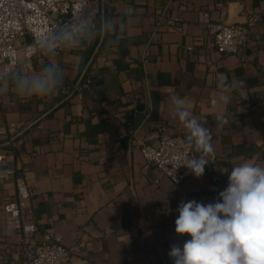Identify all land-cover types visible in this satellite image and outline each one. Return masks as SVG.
<instances>
[{"label":"crops","instance_id":"1","mask_svg":"<svg viewBox=\"0 0 264 264\" xmlns=\"http://www.w3.org/2000/svg\"><path fill=\"white\" fill-rule=\"evenodd\" d=\"M106 1L104 17L116 20L117 44L106 46L100 36L63 48L52 59L64 67L65 79L51 96H19L9 82L0 95V130L30 125L15 151L0 134V171L11 172L0 178V264H7L3 256L24 262L34 251L21 233L5 229L4 204L17 200L20 176L32 194L30 219L39 226L33 241L48 230L62 234L71 251L67 264H173L171 246L190 239L175 233L180 202H214L228 184L221 169L249 158L264 161V0ZM127 7L135 9L132 17L124 15ZM222 8L226 22L248 27V46L238 54L218 53L202 23L204 13L220 20ZM178 14L183 22L176 28L159 25ZM48 59H34L29 72ZM218 73L234 85L226 107L209 103ZM86 78L93 79L89 89L69 94ZM172 92L186 96L212 129L216 151L206 174L183 184L160 176L140 151L157 141L161 124L185 136L167 113ZM217 107L228 115L223 127L216 124Z\"/></svg>","mask_w":264,"mask_h":264},{"label":"clouds","instance_id":"2","mask_svg":"<svg viewBox=\"0 0 264 264\" xmlns=\"http://www.w3.org/2000/svg\"><path fill=\"white\" fill-rule=\"evenodd\" d=\"M78 5L80 10L71 20L47 33H38L34 42L27 45V52L49 58L39 71L29 72L19 67L0 70V95L7 92L5 82H9L19 96H51L65 79L64 67L52 59L59 49L83 45L100 36L105 38L106 46L118 43L114 18L104 17L97 24L86 11L87 0H78ZM134 12L135 9L127 7L124 15L132 17ZM216 80L217 94L209 103L226 107L231 103L234 85L223 73H218ZM167 113L185 130L183 147L192 149L186 152L182 147L174 153L176 168L185 167L201 178L206 165L216 160L212 129L197 118L188 98L178 92L167 96ZM214 117L217 127L228 124V115L220 107L216 108ZM221 172L228 175V184L214 202L191 200L178 205L175 233L187 234L190 239L182 246H171L168 255L173 264H264V161L245 159L230 171L223 168Z\"/></svg>","mask_w":264,"mask_h":264},{"label":"built area","instance_id":"3","mask_svg":"<svg viewBox=\"0 0 264 264\" xmlns=\"http://www.w3.org/2000/svg\"><path fill=\"white\" fill-rule=\"evenodd\" d=\"M106 2V0H87L86 11L97 24L104 18ZM79 10L78 0H0V70H14L19 67L29 71L30 63L34 59L46 60L47 57L27 52V45L34 42V37L38 33H47L71 20ZM227 14V8H222L220 20L214 22L208 13H204L202 23L218 53L238 54L248 46V27L240 23L226 22ZM253 21L256 19L253 18ZM182 22L183 17L178 14L162 18L158 23L165 29H173ZM62 49H59L57 54ZM92 82V78L77 82L69 94H81L83 90L89 89ZM29 128L30 125L20 126L10 123L1 128L0 134L6 138L5 144L15 151L18 148V138L22 137ZM184 138L182 134L169 133L168 124H161L158 127L157 141L152 144L145 143L140 149L143 159L155 166L160 176L169 178L175 184H183L194 176L185 167L177 169L173 162L174 153L183 147ZM183 150L192 151L190 147H183ZM4 158V155H0V162ZM10 174L9 171H0V178L7 179ZM214 180L219 182L221 178L216 177ZM16 189L17 200L7 201L4 204V210L8 215L5 229L21 233L22 244L34 245V251L24 262L10 263L7 256L2 257L3 262L67 264L71 251L64 246L62 234L48 230L42 241L38 243L33 241L35 234L39 232V226L30 219L33 206L32 194L23 176L16 178Z\"/></svg>","mask_w":264,"mask_h":264},{"label":"water","instance_id":"4","mask_svg":"<svg viewBox=\"0 0 264 264\" xmlns=\"http://www.w3.org/2000/svg\"><path fill=\"white\" fill-rule=\"evenodd\" d=\"M233 23H234V22H233ZM242 51H243V50H241L240 52H242ZM240 52H239V53H240Z\"/></svg>","mask_w":264,"mask_h":264}]
</instances>
